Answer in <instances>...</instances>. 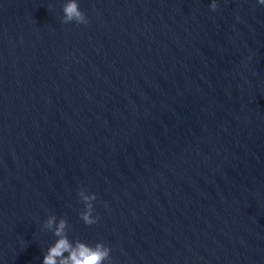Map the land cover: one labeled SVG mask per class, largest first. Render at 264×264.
Wrapping results in <instances>:
<instances>
[{
    "label": "water",
    "instance_id": "water-1",
    "mask_svg": "<svg viewBox=\"0 0 264 264\" xmlns=\"http://www.w3.org/2000/svg\"><path fill=\"white\" fill-rule=\"evenodd\" d=\"M67 2L0 0V264L50 214L112 264H264V5Z\"/></svg>",
    "mask_w": 264,
    "mask_h": 264
},
{
    "label": "clouds",
    "instance_id": "clouds-1",
    "mask_svg": "<svg viewBox=\"0 0 264 264\" xmlns=\"http://www.w3.org/2000/svg\"><path fill=\"white\" fill-rule=\"evenodd\" d=\"M258 3L264 5V0H258ZM218 7L216 0H212L211 10L216 11ZM63 13L62 23L64 24L88 23L87 15L80 9L78 0H68L63 5ZM78 195L80 202L85 206L80 212V219L89 226L98 223L99 216H94V201L97 200V195L89 194L84 187L79 189ZM43 228L57 238L44 254L43 264H112V249L103 242L91 246L78 238L70 239L71 226L66 218L58 219L56 215L50 214L44 221Z\"/></svg>",
    "mask_w": 264,
    "mask_h": 264
}]
</instances>
